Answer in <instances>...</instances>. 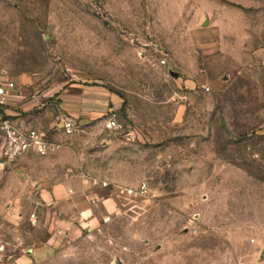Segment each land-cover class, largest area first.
<instances>
[{
    "label": "rangeland",
    "instance_id": "rangeland-1",
    "mask_svg": "<svg viewBox=\"0 0 264 264\" xmlns=\"http://www.w3.org/2000/svg\"><path fill=\"white\" fill-rule=\"evenodd\" d=\"M6 82L0 264H264V0H0Z\"/></svg>",
    "mask_w": 264,
    "mask_h": 264
},
{
    "label": "built area",
    "instance_id": "built-area-1",
    "mask_svg": "<svg viewBox=\"0 0 264 264\" xmlns=\"http://www.w3.org/2000/svg\"><path fill=\"white\" fill-rule=\"evenodd\" d=\"M160 63L165 64V60H160ZM13 90V84L3 83L0 84V108H2L6 102L7 97L10 95V91ZM208 88H206V91ZM107 128H117L118 122L114 116H110L105 123ZM64 127L70 129L73 124L70 121L64 122ZM0 138L3 140L5 148L8 153L27 152L31 151L39 156H46L57 145L48 138V136L39 130L33 128H25L17 122L4 117L0 111ZM142 186L141 189H143ZM124 190V189H123ZM131 190H127V193H131Z\"/></svg>",
    "mask_w": 264,
    "mask_h": 264
},
{
    "label": "crops",
    "instance_id": "crops-1",
    "mask_svg": "<svg viewBox=\"0 0 264 264\" xmlns=\"http://www.w3.org/2000/svg\"><path fill=\"white\" fill-rule=\"evenodd\" d=\"M54 152H55V148L46 156H49ZM40 184L41 186L44 185L46 188H48L46 191H42V197L44 199L57 201V199H60L61 197L67 195L66 187L68 185V181H60L57 183H52L44 178L40 181Z\"/></svg>",
    "mask_w": 264,
    "mask_h": 264
},
{
    "label": "water",
    "instance_id": "water-1",
    "mask_svg": "<svg viewBox=\"0 0 264 264\" xmlns=\"http://www.w3.org/2000/svg\"><path fill=\"white\" fill-rule=\"evenodd\" d=\"M173 75H175V74H173ZM112 264H120V262L119 261H114Z\"/></svg>",
    "mask_w": 264,
    "mask_h": 264
}]
</instances>
